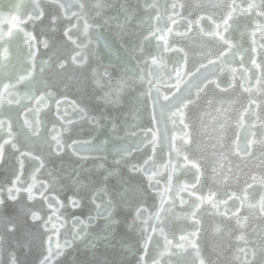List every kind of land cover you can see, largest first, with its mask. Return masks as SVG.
Here are the masks:
<instances>
[{
	"label": "water",
	"instance_id": "95a60500",
	"mask_svg": "<svg viewBox=\"0 0 264 264\" xmlns=\"http://www.w3.org/2000/svg\"><path fill=\"white\" fill-rule=\"evenodd\" d=\"M0 264H264V0H0Z\"/></svg>",
	"mask_w": 264,
	"mask_h": 264
},
{
	"label": "snow or ice",
	"instance_id": "6c2138e0",
	"mask_svg": "<svg viewBox=\"0 0 264 264\" xmlns=\"http://www.w3.org/2000/svg\"><path fill=\"white\" fill-rule=\"evenodd\" d=\"M75 204V202H73Z\"/></svg>",
	"mask_w": 264,
	"mask_h": 264
}]
</instances>
